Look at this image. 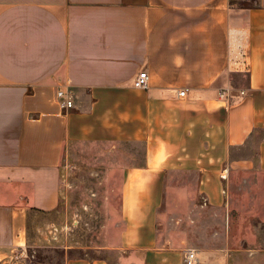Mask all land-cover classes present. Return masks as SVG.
I'll list each match as a JSON object with an SVG mask.
<instances>
[{"label":"crops","instance_id":"1","mask_svg":"<svg viewBox=\"0 0 264 264\" xmlns=\"http://www.w3.org/2000/svg\"><path fill=\"white\" fill-rule=\"evenodd\" d=\"M72 142L144 145L122 174L117 263L185 264L164 212L183 197L167 194L175 177L194 176L195 207L232 216L234 174L264 172V0H0V260L58 206ZM241 250L209 246L199 264H264V248Z\"/></svg>","mask_w":264,"mask_h":264},{"label":"rangeland","instance_id":"2","mask_svg":"<svg viewBox=\"0 0 264 264\" xmlns=\"http://www.w3.org/2000/svg\"><path fill=\"white\" fill-rule=\"evenodd\" d=\"M143 154L141 142L117 147L70 143L61 164L58 206L31 214L28 244L15 248L0 264H65L71 255L108 256L111 264H118L120 255L114 246L123 227L122 174L126 164L139 163ZM175 178L177 182L172 184L174 187L169 184L167 194L176 196L179 191L183 197L167 198L164 212L169 211L170 226L177 230L173 233L186 237L189 246L198 251L225 246L233 257H238V250L244 248V258L254 247L264 248V172L234 174L226 206L232 209V216L225 210H208L206 205L195 207L184 197L188 186L196 190L194 176ZM202 201L199 198L197 203Z\"/></svg>","mask_w":264,"mask_h":264},{"label":"built area","instance_id":"3","mask_svg":"<svg viewBox=\"0 0 264 264\" xmlns=\"http://www.w3.org/2000/svg\"><path fill=\"white\" fill-rule=\"evenodd\" d=\"M149 79L150 75L147 70H143L139 72V74L136 76L134 84L136 87H147L149 85ZM180 96H187L188 94V88H182L179 92ZM59 97H66L67 98V92L63 89H60L58 91ZM67 106L71 107L74 104V101L72 98H67L66 101ZM224 177H227V174L223 175ZM185 264H199V256H198V250L194 247L188 248L185 252Z\"/></svg>","mask_w":264,"mask_h":264}]
</instances>
